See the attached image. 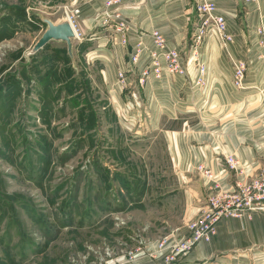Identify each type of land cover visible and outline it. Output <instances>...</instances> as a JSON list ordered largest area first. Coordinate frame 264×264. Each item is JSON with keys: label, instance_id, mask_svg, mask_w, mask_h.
Listing matches in <instances>:
<instances>
[{"label": "rangeland", "instance_id": "374dc122", "mask_svg": "<svg viewBox=\"0 0 264 264\" xmlns=\"http://www.w3.org/2000/svg\"><path fill=\"white\" fill-rule=\"evenodd\" d=\"M67 3L0 0V264H135L140 242L168 230L154 200L123 204L128 193L119 190L134 182L133 172L109 151L116 135L128 136L122 145L137 149L134 158L142 161L135 140L153 132L137 134L127 124L126 98L100 80V60L73 50L71 96L60 84L73 71L66 42L52 40L30 54L46 29L42 17H64ZM258 43L240 48L264 54V40ZM232 44L222 52L235 56L240 48ZM249 96L248 118L258 124L248 128L264 155V80Z\"/></svg>", "mask_w": 264, "mask_h": 264}, {"label": "crops", "instance_id": "0c3cea01", "mask_svg": "<svg viewBox=\"0 0 264 264\" xmlns=\"http://www.w3.org/2000/svg\"><path fill=\"white\" fill-rule=\"evenodd\" d=\"M67 1L81 9L75 26L79 38L73 39V50L85 59L91 58L93 63V60H100L103 67L99 63L101 67L96 71L102 82L110 83L108 88L116 85L115 93H123L125 100L132 92L139 94L153 112L149 131L153 135L135 140L142 151V161L134 158L140 154L137 149L122 145L129 140L128 136L116 135V143L109 152L114 161L126 162L133 172L134 182L128 181L124 184L127 186L119 190L120 194L128 193L123 204L134 208L144 205L147 197L154 200L163 212L162 225L168 230L158 239L140 242L135 249V264H168L165 258L171 246L188 235L187 222L206 208L207 188L211 182L198 172V166L203 164L210 168L225 188H229L235 178L227 167L225 156L239 158L244 175L253 174L264 166L261 139L248 128L256 126L258 119L248 118L250 96L247 97L258 93L264 80V54L253 55L240 48L242 44L254 46L264 40L257 33L259 26L264 27V0H215L219 11L226 16L229 31L234 34L233 49L240 48L234 50L235 56L248 62V88L239 90L233 86L232 58L235 56L223 53L225 48L216 37L203 55L207 77L214 85L208 97L201 92L193 94L182 76H177L173 82L167 77H151L141 86L139 77L150 62L147 55L140 63L127 68L138 32L154 28L165 34L171 47L184 52L183 62L187 64L186 52L200 21L194 0H122L109 11L106 0ZM51 20L60 23L64 17ZM122 20L127 22L131 36L127 46L111 42L113 37L121 38L118 27ZM71 62L73 71L60 81L66 89L77 84ZM188 66L191 79L198 77V68L192 64ZM125 68L126 84L121 88L116 84L117 71ZM122 99L117 108H121ZM115 112L120 117L119 109L115 108ZM149 190L159 192L151 197ZM164 238L167 244L158 250L157 244ZM178 264H264V214L224 219L210 241L198 243Z\"/></svg>", "mask_w": 264, "mask_h": 264}, {"label": "built area", "instance_id": "2783aa9c", "mask_svg": "<svg viewBox=\"0 0 264 264\" xmlns=\"http://www.w3.org/2000/svg\"><path fill=\"white\" fill-rule=\"evenodd\" d=\"M122 0H106V7L109 10L117 7ZM257 1V0H246ZM195 7L199 15V25L194 31L193 42L187 54V64H184V52L176 47H171L165 34L158 28L143 30L135 37L134 49L131 53L127 68H132L140 63L143 56L147 55L150 62L142 70L139 77L141 86L151 77L162 79L167 77L168 81H175L177 76H182L187 81L190 91L193 94L203 93L208 97L214 89L212 81L207 77L208 68L203 60V55L207 51L210 41L216 37L221 45L228 50L234 42V34L228 29L226 16L219 11L215 0H194ZM64 20L70 21L75 29L76 21L81 14L80 7L67 3L63 5ZM106 14L110 16L109 12ZM119 32L121 38L113 37L111 42L121 43L127 46L131 42L128 24L125 20L120 21ZM259 34L264 33V27L259 26ZM75 38H79L75 29ZM150 41V42H149ZM262 41V40H260ZM188 64L198 68L199 76L191 79ZM233 86L239 90H245L247 85V74L249 65L243 58H232ZM127 69H118L117 84L124 88L126 84ZM125 119L128 125L137 127L136 133L141 130L149 132L151 129V119L153 112L149 105L140 95L131 93L130 98L125 101ZM123 112V111H122ZM227 167L234 173V182L229 188H225L214 175L212 170L203 164L198 166V172L204 178L210 180L206 208L195 218L187 222V237L174 243L171 246L169 255L165 258L168 264H178L194 249L201 241H210L218 232V225L227 218H251L255 213L264 214V166L257 172L244 175V167L239 158L233 155L225 156ZM164 238L157 244V249H163L167 244Z\"/></svg>", "mask_w": 264, "mask_h": 264}, {"label": "water", "instance_id": "95a60500", "mask_svg": "<svg viewBox=\"0 0 264 264\" xmlns=\"http://www.w3.org/2000/svg\"><path fill=\"white\" fill-rule=\"evenodd\" d=\"M46 24V29L34 44L30 54H34L43 48L52 40H61L66 42L67 50L70 55H73V39L75 38V29L68 20L60 23H55L49 18H42ZM125 264H131L126 262Z\"/></svg>", "mask_w": 264, "mask_h": 264}, {"label": "trees", "instance_id": "16d2710c", "mask_svg": "<svg viewBox=\"0 0 264 264\" xmlns=\"http://www.w3.org/2000/svg\"><path fill=\"white\" fill-rule=\"evenodd\" d=\"M67 52H68V50H67ZM68 55H69V57H68ZM68 55H67V57H68V58H67V62H68L67 64H69V63L71 62V60H72V59H71V56H70L69 53H68ZM70 93H71V96L74 94V92H72V86H71V88H70Z\"/></svg>", "mask_w": 264, "mask_h": 264}]
</instances>
